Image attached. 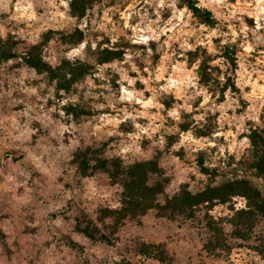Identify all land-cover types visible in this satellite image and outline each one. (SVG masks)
<instances>
[{
    "label": "clouds",
    "instance_id": "1",
    "mask_svg": "<svg viewBox=\"0 0 264 264\" xmlns=\"http://www.w3.org/2000/svg\"><path fill=\"white\" fill-rule=\"evenodd\" d=\"M254 131L264 0H0V264H264Z\"/></svg>",
    "mask_w": 264,
    "mask_h": 264
},
{
    "label": "trees",
    "instance_id": "2",
    "mask_svg": "<svg viewBox=\"0 0 264 264\" xmlns=\"http://www.w3.org/2000/svg\"><path fill=\"white\" fill-rule=\"evenodd\" d=\"M80 36H82V34H80ZM30 55H32V53H30ZM27 63H29L30 65H33V66H39L40 65V62L36 58L35 55L33 56V60H28ZM61 86H65V85L62 84ZM252 135L254 137V142L257 145V152L254 155L255 156H260L261 151L264 150V137H262L261 135H259L255 131L253 132ZM200 162H201V167L203 168V162L202 161H200ZM101 166L104 167L105 170H107V164L106 163L102 164ZM85 167H88L87 162H85ZM137 167L140 168L141 170L140 171H133L131 173V175L133 177L138 176L140 183L143 184V182L145 180V177H144V174H143V171H142V166H137ZM250 167H257V168H259L260 172L262 174H264V156H261L259 163L253 162L250 165ZM203 171L205 173H207L209 170L208 169H203ZM248 184H249L248 181H238L236 185L227 184L224 187L219 188V189H211V188H209L203 194L198 195L197 196V200L208 199L211 196H214V195H216L218 193L224 192L225 190H233L235 188H239V190H241L242 192H246L248 194L249 198H250V201L253 200V199L259 198L260 197V189L259 188H256V189L249 188L248 187ZM129 187H132V185L130 184ZM155 190L156 191L159 190V185L158 184L156 185V189ZM250 207H251V203H250ZM256 209L259 210L260 216L261 217H264V201H262L261 203L257 204L256 205ZM245 215H247L248 217H251V218H254L255 219V212H249L247 214H245V213H238V216H241V217H243ZM263 221L264 220H262L261 222H263ZM234 222H236V223H243V221H234ZM237 234H239V233H237Z\"/></svg>",
    "mask_w": 264,
    "mask_h": 264
},
{
    "label": "rangeland",
    "instance_id": "3",
    "mask_svg": "<svg viewBox=\"0 0 264 264\" xmlns=\"http://www.w3.org/2000/svg\"><path fill=\"white\" fill-rule=\"evenodd\" d=\"M48 35H50V33H49ZM77 36H80L78 30H77L76 34H74L71 38H72V39H76ZM65 39H69V37H65ZM105 51H106V50H105ZM116 55H119V53H117ZM229 83H231V81H229ZM70 84H71V83L68 82V83L63 84V85H65V86H61V87L69 88V87H70ZM182 127H185V126H182ZM201 161L203 162V157H202V156H201ZM212 171H213V175H214V176L218 174V173L216 172V170H212ZM262 187H264V186H262ZM105 214H107V213H105ZM261 223H264V221L261 222ZM103 239H107V236H104ZM109 243H111V241H109Z\"/></svg>",
    "mask_w": 264,
    "mask_h": 264
}]
</instances>
